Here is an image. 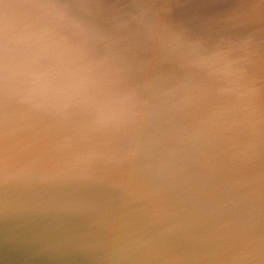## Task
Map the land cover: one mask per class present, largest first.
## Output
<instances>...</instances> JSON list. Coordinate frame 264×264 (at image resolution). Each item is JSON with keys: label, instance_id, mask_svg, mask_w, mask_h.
I'll use <instances>...</instances> for the list:
<instances>
[{"label": "water", "instance_id": "obj_1", "mask_svg": "<svg viewBox=\"0 0 264 264\" xmlns=\"http://www.w3.org/2000/svg\"><path fill=\"white\" fill-rule=\"evenodd\" d=\"M0 22L42 34L37 69L143 102L103 128L87 103L36 108L0 79V264H225L199 221L214 203L264 232V0H0Z\"/></svg>", "mask_w": 264, "mask_h": 264}, {"label": "clouds", "instance_id": "obj_2", "mask_svg": "<svg viewBox=\"0 0 264 264\" xmlns=\"http://www.w3.org/2000/svg\"><path fill=\"white\" fill-rule=\"evenodd\" d=\"M30 26L5 38V28L0 22V79L11 80L14 91L23 102L36 108L52 107L64 110L74 101L87 103L97 115L99 127H120L125 122L140 119L142 101L133 90L122 95H88L92 82L79 72L70 71L62 65L39 70L35 67L46 58L47 48L42 46V34L30 31ZM9 56L14 60L9 63ZM189 62L208 70L211 74L231 75L232 64L223 52L202 54L187 53Z\"/></svg>", "mask_w": 264, "mask_h": 264}, {"label": "bare ground", "instance_id": "obj_3", "mask_svg": "<svg viewBox=\"0 0 264 264\" xmlns=\"http://www.w3.org/2000/svg\"><path fill=\"white\" fill-rule=\"evenodd\" d=\"M199 221L203 229L208 233L210 230V238L215 243L213 248H205L211 260L218 252L225 264H264V232L238 208L214 203Z\"/></svg>", "mask_w": 264, "mask_h": 264}]
</instances>
